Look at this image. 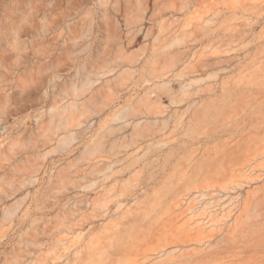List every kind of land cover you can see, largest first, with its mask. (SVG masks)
<instances>
[{
    "label": "rangeland",
    "instance_id": "1",
    "mask_svg": "<svg viewBox=\"0 0 264 264\" xmlns=\"http://www.w3.org/2000/svg\"><path fill=\"white\" fill-rule=\"evenodd\" d=\"M0 264H264V0H0Z\"/></svg>",
    "mask_w": 264,
    "mask_h": 264
}]
</instances>
